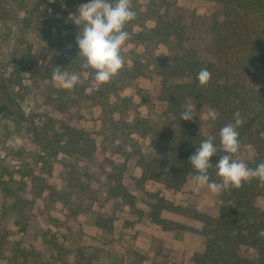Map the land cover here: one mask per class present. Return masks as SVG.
Here are the masks:
<instances>
[{"label":"rangeland","instance_id":"obj_1","mask_svg":"<svg viewBox=\"0 0 264 264\" xmlns=\"http://www.w3.org/2000/svg\"><path fill=\"white\" fill-rule=\"evenodd\" d=\"M49 1L52 0H29V5L39 6L44 15L43 19L33 17L30 26L22 21L21 17L26 14L23 9L15 8L7 17L6 8L0 4V175L8 178L12 174L14 179L25 181L29 201L25 216L27 226L22 230L16 215L8 208L12 201L0 190V264H195V255L205 246V238L196 231L201 223L182 213L162 209L160 215L168 221L163 226L152 221L149 213L158 195L175 206L215 216L218 195L207 187L198 193L194 191L193 174L178 190L167 188L160 181H140L142 169L136 165L135 158L123 157L118 152V144L131 151V142L111 138V127L102 125L103 117L108 115V105L121 99L109 92L105 100L107 107L101 102L81 99L61 108L57 99L61 87L52 77L41 80L30 73L25 74L22 88L11 90L13 99L3 92L4 77L9 73L12 59L20 55L26 42L49 52L65 53L72 49L79 31L77 28L71 31L67 26L72 21L71 16L77 14L79 6L85 2L62 6V12L54 14L45 9ZM150 2L143 0L141 9L148 11ZM166 12L178 15L185 25L186 45L194 47L202 59L215 58L211 24L213 18H222L219 3L164 0L160 5L155 4L143 23L152 27L155 15ZM140 29L139 25L134 27L135 31ZM133 48L138 53L145 52L142 45L126 41L122 54L128 64H131L129 50ZM154 52L163 58L169 48L159 44ZM77 74L86 78L91 75L86 93L99 89L94 70L85 69ZM125 83L118 92L131 98L132 105L121 118L117 112L113 117L121 119L120 123L131 122L135 117H151L149 102L154 97L158 77L140 76L126 79ZM188 105L199 113L202 130L207 133L212 123L207 116L209 107L194 101H189ZM163 108L161 103L155 108L157 115H161ZM31 123L48 125L58 131L62 124L85 129L96 140V155L88 158L59 153L49 158L51 172L48 173V164L40 160V149L29 131ZM130 137L138 139L136 133ZM139 143L148 145L150 138H139ZM254 154L253 147L246 145L235 158L245 161ZM22 173H26L24 177ZM116 173L122 175L126 189L134 195L130 201L109 193ZM257 203L264 207V200L259 199ZM15 246L30 252L26 261L20 254L15 255ZM249 251L255 255L254 250Z\"/></svg>","mask_w":264,"mask_h":264},{"label":"trees","instance_id":"obj_2","mask_svg":"<svg viewBox=\"0 0 264 264\" xmlns=\"http://www.w3.org/2000/svg\"><path fill=\"white\" fill-rule=\"evenodd\" d=\"M211 1L222 6V18H213L211 24L214 59H202L194 47L186 45L185 25L178 15L157 13L154 26L143 23L155 4L160 5L164 0H151L147 4L148 11L141 9L140 0H132L137 18L126 26L125 30L130 33L127 41L136 46L142 45L145 52L130 49L128 58L131 64L125 62L115 79L100 84L93 93L85 91L91 75L87 78L80 75L84 84L77 85L72 91L58 89L57 99L61 108L81 99L96 104L101 102L107 107L105 100L109 92L121 99L108 105V115L103 117L102 125L111 127V138H125L131 142V151L118 144V152L123 157L135 158L136 165L142 169L140 181L155 180L167 188L180 189L191 174L197 175L189 157L208 136L215 137L214 144L219 148L220 129L235 123L237 111L243 119V124L237 128L240 150L249 145L255 151L254 156L244 162L252 168L264 162V0ZM82 2L88 3L89 0H52L45 9L56 14L62 12V6ZM0 4L6 8L7 17L13 14L15 8L23 9L26 14L21 18L25 26L32 24L33 17H44L39 6L31 7L29 0H0ZM136 25L141 29L135 31ZM67 28L80 31L72 21ZM73 44L72 49L65 53H57L44 51L39 45L26 42L20 55L12 59L9 73L4 77L3 92L11 99V90L24 86L26 73L44 80L52 77L56 66L76 74L85 70L81 67L82 58H78L80 50L77 49L76 39ZM159 44H166L169 48V53L163 58L154 52ZM73 50L76 52L71 56ZM203 68L211 73V81L206 86H201L198 80V73ZM88 70L90 72L91 69ZM140 76L158 77L154 97L149 102L151 117H135L131 122L120 123L121 119H115L113 113H119L121 118L125 109L132 105V99L119 95L118 90L126 84V79ZM189 101L216 111L217 119L212 120L207 133L202 130V118L198 112L191 121L181 119V112L189 106ZM160 103L164 108L161 115H157L155 108ZM61 126L59 131L48 125L31 123L29 126L40 149V160L48 164L49 158H55L59 153L88 158L96 155V140L87 130L65 124ZM132 133H136L138 139H129ZM145 137L150 138V144L144 146L139 143V138ZM224 154L218 150L217 155L212 157L210 182H220L215 164ZM50 167L51 164H48V173L51 172ZM113 177L115 184L109 187V193L130 201L134 195L126 189L122 175L116 173ZM25 185V181L14 179L12 174L8 178L0 175V190L5 198L12 201L8 208L16 215V222L22 230L27 226L25 216L29 203ZM259 199L264 200V187H260L254 179L239 189L233 188L219 194L215 216L197 209L175 206L158 195L149 214L152 221L163 226L168 221L161 217L162 209L182 213L201 223V228L196 231L205 238V246L202 252L195 255V264H264V237L258 236V232L264 229V207L257 203ZM14 249L17 251L14 250L15 255L20 254L25 261L29 258V251L16 246ZM250 249L255 251V255L249 253Z\"/></svg>","mask_w":264,"mask_h":264},{"label":"clouds","instance_id":"obj_3","mask_svg":"<svg viewBox=\"0 0 264 264\" xmlns=\"http://www.w3.org/2000/svg\"><path fill=\"white\" fill-rule=\"evenodd\" d=\"M71 18L80 28L76 42L80 50L78 58H82L81 67L94 70L96 83L110 82L125 66L122 49L130 39V33L125 29L137 18L132 0H89L80 5L78 13ZM62 69L56 66L52 71V80L62 89L72 91L77 85L84 84L80 75ZM198 80L201 86H206L211 81L210 71L207 68L201 69ZM194 115H197L195 108L190 105L181 112V119L191 121ZM207 116L212 120L217 119V113L212 109ZM242 124L243 119L237 111L235 123H229L220 129L219 148L214 144L215 137L208 136L189 157L191 166L197 173L194 177V191L198 193L207 187L213 194L219 195L233 188L239 189L254 179L259 182L260 187H264V162L252 168L243 160L234 158L241 147L237 128ZM218 150L225 153L215 164L216 174L221 179L220 182H210L209 169L213 167L212 157L217 155ZM258 236L264 237V229L258 232Z\"/></svg>","mask_w":264,"mask_h":264}]
</instances>
